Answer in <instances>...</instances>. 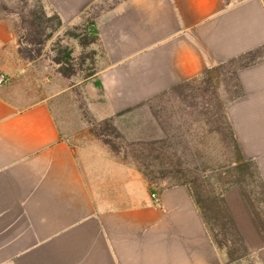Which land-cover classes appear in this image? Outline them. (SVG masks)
Instances as JSON below:
<instances>
[{
  "label": "crops",
  "instance_id": "obj_1",
  "mask_svg": "<svg viewBox=\"0 0 264 264\" xmlns=\"http://www.w3.org/2000/svg\"><path fill=\"white\" fill-rule=\"evenodd\" d=\"M21 1L0 0V264H264V241L236 189L226 198L248 253L231 260L186 184L151 188L109 149L71 139L37 70L52 65L49 37L40 45L21 37ZM35 1L63 29L99 6L94 84L105 108L94 114L104 119L264 47V0ZM238 79L243 94L226 114L264 182V56Z\"/></svg>",
  "mask_w": 264,
  "mask_h": 264
},
{
  "label": "rangeland",
  "instance_id": "obj_2",
  "mask_svg": "<svg viewBox=\"0 0 264 264\" xmlns=\"http://www.w3.org/2000/svg\"><path fill=\"white\" fill-rule=\"evenodd\" d=\"M15 9L21 16L18 25L25 27L21 31L24 40L49 37L44 60H50L52 65H39L37 70L43 77L40 83L53 87L52 107L61 125L68 127L71 139L76 137L83 143L109 149L119 162L142 175V171L146 172L149 178L145 179L151 188L197 179L207 190L213 187L217 194L221 192V186L215 181L216 173L225 169L222 167L230 153L214 131V124L207 119L206 111L216 108L218 102L227 103L239 90L230 66L218 67L192 80L184 88V96L170 93L130 112L100 118L94 112L104 111L105 104L94 84V74L101 49L99 46L95 49L93 44L81 46L79 38L72 41L74 37L67 34L82 33L88 26L92 27L99 6H91L83 21L66 29L56 15H47L35 0H22ZM64 51H69L71 56L72 70L66 73L60 71L64 63L55 62ZM227 175L230 176L223 175L224 179H229ZM255 188L257 202H262L264 195L260 194L259 187ZM215 228L220 229L217 225ZM235 248L242 252L240 245L236 244Z\"/></svg>",
  "mask_w": 264,
  "mask_h": 264
},
{
  "label": "trees",
  "instance_id": "obj_3",
  "mask_svg": "<svg viewBox=\"0 0 264 264\" xmlns=\"http://www.w3.org/2000/svg\"><path fill=\"white\" fill-rule=\"evenodd\" d=\"M59 22L61 24L60 19ZM33 24L35 25L34 22ZM30 34H32V30L30 31ZM67 34L74 38H79L81 46L91 45L94 43H98L99 41L97 30L94 27V22H92V27L88 26L82 33L67 32ZM25 39H27L29 43L38 45L43 43L45 40L41 37ZM263 52L264 47L249 51L237 58L206 69L201 75L197 77L209 74L210 72L216 70L218 67H223L224 65L230 66L232 78L235 79V85L239 89L237 90L236 94L229 99L228 102L233 101L243 94L238 79V69L257 62ZM70 58V52L64 51L62 52L61 56L55 59V61L59 64L64 63L61 66V72L66 73L72 70L70 67ZM66 65L69 66H67L66 68ZM197 77L173 86L170 89V92L184 96V88H187L191 84L192 80L196 79ZM96 83L98 87H101L100 82L97 81ZM227 103L218 102L216 108L209 112L206 111L208 117L207 119H209V121L214 124V131L219 134L223 145L227 149L228 153H230V155L228 156V162L226 163V165H224V167H222L225 169L221 172L216 173L218 175L216 176L215 181L218 185L221 186V192L217 194L215 191L216 189L213 187L207 190L205 184L202 181H198L197 179L191 180L190 182L185 181L180 184H186L189 187L197 205L201 209L203 216L212 231L215 241L219 246L226 247L230 259L234 260L237 257L247 254L248 247L228 203L226 193L233 189H236L238 191L258 233L264 237V206L259 205V203L264 204V199H262V202H257L256 198L258 191L255 190V187H259L261 189L260 194L264 195V182L261 179L260 172L254 160L245 159L241 154L240 148L236 141L233 127L226 114ZM142 173L148 180L149 177L147 173L144 171H142ZM226 173L230 175H227L229 179H224L225 177L223 175ZM216 225L220 228L219 230H216ZM236 244L241 246L242 252L239 253L237 251L238 249L235 248Z\"/></svg>",
  "mask_w": 264,
  "mask_h": 264
},
{
  "label": "built area",
  "instance_id": "obj_4",
  "mask_svg": "<svg viewBox=\"0 0 264 264\" xmlns=\"http://www.w3.org/2000/svg\"><path fill=\"white\" fill-rule=\"evenodd\" d=\"M6 81V75L1 73L0 74V85L3 84ZM151 196L153 198V201L157 203L159 201V196L156 192L151 193Z\"/></svg>",
  "mask_w": 264,
  "mask_h": 264
}]
</instances>
